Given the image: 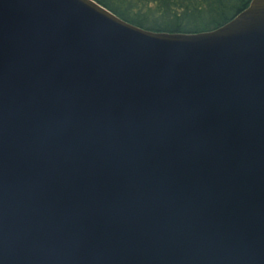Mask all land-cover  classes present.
<instances>
[{
  "label": "water",
  "instance_id": "1",
  "mask_svg": "<svg viewBox=\"0 0 264 264\" xmlns=\"http://www.w3.org/2000/svg\"><path fill=\"white\" fill-rule=\"evenodd\" d=\"M0 264H264V0L197 34L0 0Z\"/></svg>",
  "mask_w": 264,
  "mask_h": 264
},
{
  "label": "trees",
  "instance_id": "2",
  "mask_svg": "<svg viewBox=\"0 0 264 264\" xmlns=\"http://www.w3.org/2000/svg\"><path fill=\"white\" fill-rule=\"evenodd\" d=\"M141 29L166 34L213 30L243 10L250 0H94Z\"/></svg>",
  "mask_w": 264,
  "mask_h": 264
}]
</instances>
